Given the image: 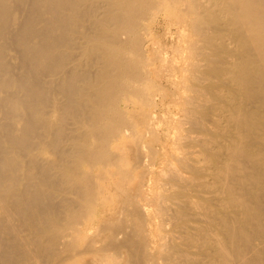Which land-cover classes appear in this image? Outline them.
I'll return each mask as SVG.
<instances>
[{
	"label": "bare ground",
	"instance_id": "6f19581e",
	"mask_svg": "<svg viewBox=\"0 0 264 264\" xmlns=\"http://www.w3.org/2000/svg\"><path fill=\"white\" fill-rule=\"evenodd\" d=\"M153 22L179 30L157 63ZM139 128L156 136L140 174ZM129 181L176 221L131 264H264V0H0V264L75 257L83 218L113 221L101 198ZM60 207L74 233H51Z\"/></svg>",
	"mask_w": 264,
	"mask_h": 264
},
{
	"label": "rangeland",
	"instance_id": "374dc122",
	"mask_svg": "<svg viewBox=\"0 0 264 264\" xmlns=\"http://www.w3.org/2000/svg\"><path fill=\"white\" fill-rule=\"evenodd\" d=\"M155 25H156L155 22L151 23L150 26H148V29H149V30L147 29L148 32L147 31L146 32L150 34L149 36H151V35L154 36V39H155L154 42L157 45L152 44V45L147 46L148 50H150V51L149 52L145 51V53L147 54L146 56H148V53L152 54L151 51H152L153 46H156L158 48L159 43H160L159 47L162 46V49H166L163 47H167L166 50H169L172 46L171 43L173 41H176L175 39H177L176 36H177V33L179 32V30H177L175 27L166 28L164 30L157 32L154 30ZM184 33L187 34V30H185ZM151 37H149V38H151ZM169 45H171V46H169ZM149 47L151 49H149ZM147 48H144V49L147 50ZM158 49H160V48H158ZM160 51L163 52L162 50H160ZM151 54H149V55H151ZM152 56H154V51H153V54L150 57L149 56L148 57L150 58V60H152L151 62H155L156 60L153 61ZM157 62L158 61H156L155 63H157ZM155 63L151 64V66L155 65L154 68H156V67H158V65H160L159 63L158 64H155ZM154 68L150 67L151 70ZM151 76H152V79H154V75H151ZM162 78H163V80L162 81L160 80L161 84L164 83L163 85H165V86L168 85V84H165L166 83L165 77H162ZM147 83L154 90V92H159L158 88H159L160 84L157 80H155L153 82L148 81ZM161 92L165 93V91H163V90H161ZM166 93H167V91H166ZM136 135L137 136H134V137L136 139H138L137 142L134 140V138L132 136L126 139V142L130 146H128V152L126 154V164H125L124 168L128 171L131 170L132 168H136L135 172L140 174L142 169H140V167H139V162H138L136 150H141V148H143V146L140 145L142 142L141 143H138V142L140 141V139H142V140H145L146 144H153L156 141V136L154 134H152V132H150V133L145 132V130L142 128L138 129ZM182 135H183V132H182ZM145 179H147V177H145ZM132 182L131 181L125 182L119 188L114 190L113 193H110L111 195L109 193H107L106 196H103L101 198L102 200L103 199L105 200V201H103L104 203L106 201L109 203V204H107L108 206L113 205V208L114 207L117 209L119 208L118 214H116L117 212L116 213L113 212V211H116V209L111 210V212H112L111 214H113V216H115L113 221H104L105 219H103V221H102V218H104L105 214H108V211H106V210H108L109 208L108 209L106 208V210H105L101 207L103 210L102 209L100 210V206L97 205V206H94L95 210H98L96 212V211H94V207H92V209H93V210L91 209L92 212H89L87 214L89 216H86L83 219H85V221L87 220V222H89V220L92 219L90 224H92V223L93 224L90 225L88 223L90 225V228L85 233L82 232V234H80L79 232H77L76 239L74 240L75 244L77 243L78 248L75 249L71 253L75 254V252H76L77 255H75V257H74L73 255L66 253V255H64V256H66L65 257L66 260L62 263H59V264H131L129 262V257H128L127 252L129 251V249L132 250V249L137 248L138 245H140V244L142 245L143 240H147L146 236H148V235H146V234H148V233H146V232L149 231V228H150L149 225L150 226L154 225L155 229L153 228L152 232L155 236L156 241L160 240L162 237H165V236H161L160 234H163V235L167 234L166 236H169L172 232H174V228L176 226V221H175V219L169 218V215L167 214L168 205L163 204L161 202V200L159 202H158V200L155 201V199H153V197H152L153 194L152 193H151L152 195L149 194V186H147V184L149 182L146 181V182H148L145 185L147 187L144 186L142 189L143 193L149 195L148 196V202H147L146 206H142L138 202L139 197L136 196V192H135L136 190L132 189L133 187H135L131 184ZM69 192L70 191H64V192H62L63 194L60 193L59 195L64 196V194H65V198L68 199L67 201H70L69 200L70 198L76 199V195L73 194L74 196H72V193L71 192L69 193ZM70 196H72V197H70ZM57 198H58V196H57ZM128 198L132 199V204L126 208L125 200ZM61 199H62V197H61ZM66 199H64V200H66ZM100 201H99V203H100ZM121 206H123L125 208L123 211L121 210ZM99 210L103 211V212L105 211V212L104 213L101 212L102 213L101 214L99 212ZM154 210L157 211V213L159 214L158 217H157L158 214H156V213L153 214ZM53 213H54V211H53ZM65 213H67V212L64 210V208H61V207L55 211V214L59 215V216L58 215H56V216L59 217V219L58 218L57 219H58V222L60 221V223H58L59 225L57 224L58 225L57 227H59V228L56 227L57 228V229H55L56 231H54V230L51 231L52 234L59 233L58 231H63V229L65 230V233H67V231H69L68 233L74 231V229H73L74 225L72 226V223L69 222L70 220L67 217L68 213H67V215H65ZM95 214H96V217H91V216H94ZM101 215H102V217H101ZM154 215L156 218L154 217ZM88 217L89 218L91 217V218L89 219ZM147 218L148 219L151 218L152 220L149 221V220H147ZM153 220H155L156 223H159V224L161 223L162 225L161 224L159 225L156 223L153 224V222H154ZM85 221H84V223H86ZM68 223H70L71 225L70 224L68 225ZM146 223H149V224H146ZM145 224H146V226H145ZM70 226H72V227H70ZM157 226H159V227H157ZM160 226H162V227H160ZM63 227H65V228H63ZM75 227H77V226H75ZM61 228H62V230H61ZM175 230H176V228H175ZM116 231H117V233H116ZM159 231L161 233H159ZM60 233H62V232H60ZM63 233H64V231H63ZM72 233H74V232H72ZM113 234H115V240H116V243H114V244L112 242H110V238L112 237ZM78 235H80V238H77V237H79ZM176 235L177 234H175L173 237H175ZM73 239H74V237H73ZM141 245H140V247H141ZM158 252H160V253L163 252V249L162 248L156 249L157 254H158ZM67 254H68V256H67ZM78 255H80V256H78ZM152 262L154 263L153 260H152ZM146 264H149V263H146Z\"/></svg>",
	"mask_w": 264,
	"mask_h": 264
}]
</instances>
